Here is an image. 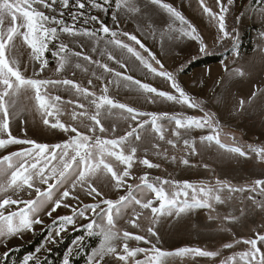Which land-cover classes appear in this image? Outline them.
I'll return each instance as SVG.
<instances>
[{
	"label": "snow or ice",
	"instance_id": "1",
	"mask_svg": "<svg viewBox=\"0 0 264 264\" xmlns=\"http://www.w3.org/2000/svg\"><path fill=\"white\" fill-rule=\"evenodd\" d=\"M151 2L162 7L173 18V22L179 21V29L173 28L170 24V31H178L180 37L195 41L199 46V52L207 54L208 45L195 26L188 22L181 12L171 4L162 3L161 0H151ZM199 2L203 12L216 22L218 28L216 42L222 43L228 39H232L234 42L235 36L229 32L226 26L225 14L228 8L223 0H216L219 7L218 12H214L211 7L207 6L205 0H199ZM227 2L231 4L232 0H227ZM109 3L110 0H104V3H100L98 0H0V149H6L9 145H26L18 151L0 156V244L9 237L22 236L25 232L33 231L35 225L43 224L41 212H44L48 217H53V214L63 206L71 208V214L53 219V225L59 221V226L55 228L54 232H49L48 240L55 242V239L65 232L67 226L76 225L78 218L88 220V223L81 225L87 236L97 235L100 237V244L96 249H93L88 258V264H105L107 257H113L118 264H167L168 258L173 256L219 257L220 251H209L199 247L179 248L175 252L163 251L155 244H151L149 248L130 247V240L149 244L151 241L145 235H136L117 228L116 217L120 216L121 210L129 204L138 205L142 210H150L151 223L157 222L160 216L173 214L180 216L193 209H208L210 212H215V205H222L233 199L235 193H258L264 197V179H255L250 185L236 187L219 178L214 183L193 184L187 180L181 182L160 177L151 179L145 172L139 177V184L133 186L127 183L125 178L132 176L131 170L134 163L137 162L138 151L135 145L128 144L129 138L135 136V140L140 141L141 136L137 129L150 124L159 140L164 141L167 129L160 123L163 120L174 123L171 135L176 139H167L166 141L172 147H176V141L182 139L184 149L191 154H196V140L184 138L182 133L188 134L192 129L208 128L211 130V134L201 136V143L215 142L219 148L240 157H246L248 152L240 146H229L221 142V128L219 121L215 119V114L205 111L202 102L191 97L181 87L176 76L172 72L164 70L162 62L156 59L155 55L135 35L128 32L118 33L103 23L99 29L77 27V21L84 17L83 10L86 7L106 11L105 5ZM73 7L77 11L69 13L72 20V23L69 24L63 17L65 11ZM115 7L117 10L123 9L127 12H139L140 10L136 6L135 0H115ZM261 15H264V9L261 10ZM98 19L97 16H89L83 19V24L87 25L90 21H98ZM113 21H116L115 12ZM100 32L104 33L105 37H110L105 40V51L108 46L126 51L152 74L162 77L170 83L175 94L158 90L151 84L134 79L131 75L115 71L108 64H101L99 61H92L90 56H83L84 60L97 64L104 72L115 77V81H108L104 84L100 89V94L97 95L89 87H83L72 79L28 77L22 71L19 60L10 54L14 51L16 38H22L31 50V60L38 64L39 72L35 68L33 69L34 75L38 76L48 67L49 61L46 58V53L49 51V46L54 42H59L56 49L52 51V55L57 58L55 72L61 73L72 65L73 57L79 58L82 53L73 52L67 43L60 41V36L66 34L72 38L88 37L94 40L96 45H99ZM120 35L134 41L148 53V57L146 58L135 47L119 39ZM96 50L97 48L93 47V51ZM106 54L109 60L116 59L111 52L106 51ZM236 55L239 53L237 52ZM149 58L155 61L159 68L154 67ZM117 63L121 62L117 61ZM75 67L81 68V65L77 63ZM121 67H126V65L121 64ZM224 68L225 71L229 70L227 65ZM83 71L87 72L88 69L84 68ZM233 71L238 76H244L241 69ZM96 78L101 79V77ZM113 82L117 86L120 83H124L125 87L135 86L139 92L145 94V98L151 103H155L159 98L162 101L184 105L189 109H198L203 115L139 111L111 98L108 94V84ZM87 83L91 86L93 81L89 79ZM61 86L70 88L78 97L87 101V103H80L78 100L68 101L74 105V110L70 114V119L74 123L66 124L61 121L64 101L60 95L53 96L49 93L50 88ZM29 93H31L30 96ZM22 95L35 101L36 109L43 116L44 125H50L53 129L69 133L68 139L50 145L38 143L33 139H19L12 135L11 112L16 108L18 99ZM258 95H264V90L257 88L247 101L241 98L239 100L240 108L243 109L246 103H252ZM75 109H80V111ZM113 109L122 110L125 120L138 121L142 117H147V119L141 120L136 127L122 136L114 139L102 138V135L97 133L103 134L108 131L102 123V117L112 115ZM49 117L54 118L55 122L50 123ZM76 125L83 127L85 131L79 130ZM115 130L113 127L112 131L115 132ZM5 136L6 138H4ZM153 146L159 148L158 144ZM247 149L264 161V146L250 144L247 145ZM181 162L184 165L189 164L188 159H182ZM139 164L149 169L159 167L158 164L152 163L147 158L139 160ZM115 165H123L122 171ZM101 175L114 181L115 187L118 189L126 185L127 195H121L117 200L102 199L100 203L84 204L82 207L76 208L66 202L69 197L78 199L73 196V191L77 187L86 188L87 195L90 197L102 196V193L92 182L94 178ZM37 184L45 187H39ZM134 187L137 191L146 190L152 194L153 198L138 199L133 195ZM24 191H28L29 195L34 191L35 197L14 198ZM225 192H227V196L223 195ZM57 193H59L58 197ZM248 199L256 203L255 196H249ZM101 204L105 207H101ZM257 206L264 208V200ZM89 213L91 216L88 215ZM141 215L142 213L134 212L129 223L133 227L139 228L138 221ZM216 218L218 217L209 216V219ZM222 219L234 222L238 220V217L229 215ZM146 231L152 236H156L153 227H148ZM84 239L85 237L81 236L73 241L74 247L68 249L62 264H71L70 257L75 250L81 247V242ZM234 243L237 245L242 243L247 247L243 251L233 252L230 256L220 259L219 264H264V250H262L264 234L256 233L255 238L236 240ZM233 247V243L223 245L225 249ZM40 251V248L36 249L37 253ZM140 254H143L142 259L137 258ZM3 255L7 256V251ZM21 264H40V259L35 254H28L23 258Z\"/></svg>",
	"mask_w": 264,
	"mask_h": 264
},
{
	"label": "rangeland",
	"instance_id": "2",
	"mask_svg": "<svg viewBox=\"0 0 264 264\" xmlns=\"http://www.w3.org/2000/svg\"><path fill=\"white\" fill-rule=\"evenodd\" d=\"M104 3V0H98ZM162 3L171 4L179 12L183 14L185 19L197 29L198 33L203 37L208 45L207 52H214L219 49V43L216 42L218 28L216 22L203 12L199 0H161ZM225 6H229L231 11L225 14V22L229 32L235 36V41L228 39L224 41L225 46H230L229 53L225 54L221 61L211 63L192 69L188 73H180L179 69L184 61L202 53L199 52L198 44L186 37H180L179 32L169 30L171 24L173 28L179 29V21L173 22V18L159 5L153 4L151 0H135L139 12H127L123 9L117 10L115 0H110L105 5L106 11L98 8L86 7L84 17L77 21V27H87L89 29H99L101 23L109 26L118 33L128 32L135 35L144 45L160 60L164 66V70L172 72L181 87L197 101L202 102L205 111L215 114V119L219 121L222 143L229 146H240L248 152L246 157H240L236 154H229L226 150L219 148L212 142L201 143L200 137L211 134V130L192 129L190 133L183 134L184 138L196 140V154H191L184 149L183 140L176 141V147L167 144V139L176 138L171 135V129L174 123L167 120L160 123L167 129L165 140H159L151 128V125H145L143 128L137 129L141 136L140 141L135 140V136L130 137L128 144L135 145L138 149L136 154V163L131 170L132 176L125 178L128 184L133 186L140 183L139 177L148 173L151 179L160 177L173 181L187 180L193 184L201 182L214 183L217 178L226 180L236 187L247 186L255 179H264V161H261L255 153L247 149V145L264 146V95H258L252 103H246L243 109L239 106L241 98L248 100L251 93L257 88L264 90V15L261 10L264 9V0H232L228 4L227 0H223ZM205 4L213 9L214 12L219 11L216 0H205ZM77 9L70 8L65 11L63 19L69 24L72 23L69 13L75 12ZM116 13V21H113V13ZM58 14V13H57ZM89 16H97L98 21H90L87 25L83 24V19ZM245 34V35H244ZM244 35V36H243ZM248 35V37H247ZM101 41L99 45L88 37L72 38L68 35H61L60 41L67 43L73 52H81L82 56L72 58V65L61 73L55 72L57 66V58L52 55L59 42H54L49 46L46 58L49 61L45 71L39 75H34L33 69L39 72L38 64L31 60V50L23 42L22 38L17 37L15 40L14 51L10 54L19 60L20 66L24 74L32 78L40 79H72L83 87H89L100 94L101 87L108 81H115V77L104 72L97 64L84 60L83 56H90L92 61H99L101 64H108L115 71L131 75L134 79L140 80L142 83L151 84L161 91H169L175 94V90L171 89L170 83L164 78L156 76L148 71L140 64L135 57L130 56L126 51L108 46L107 52H111L115 60H109L105 51V34L100 32ZM125 43L135 47L143 56L148 57V53L136 45L134 41H130L127 37L120 35ZM247 46L250 50L247 51ZM93 47L97 50L93 51ZM246 47V48H245ZM239 55H236V53ZM154 67L159 68L149 58ZM120 61L121 63H117ZM79 63L81 68H76L75 64ZM125 64L126 67H121ZM227 65L228 71L224 66ZM87 68L88 71H83ZM241 69L244 76H238L233 71ZM95 73V76H93ZM96 77H101L97 79ZM91 79L92 85L89 86L87 81ZM109 95L115 101L126 104L143 112H168L182 113L184 115L202 116L203 113L198 109H189L184 105L174 102L162 101L157 98L155 103L149 102L145 98V94L139 92L135 86L125 87L124 83L117 86L116 83H109ZM50 95H60L64 101L60 116L62 122L74 123L70 119V114L74 110V105L68 101H79L87 103L82 97H78L70 88L59 87L50 88ZM29 96L31 93L28 94ZM80 111V109H75ZM126 115V113H123ZM147 117L139 118L138 121L125 120L122 116V110L113 109L112 115L102 117V123L108 130L102 135V138L114 139L124 135L136 127L137 123ZM10 127L12 135L19 139H33L38 143L56 144L68 139L69 133H64L60 129H53L43 124V116L36 109L35 101L29 99L28 96H21L18 99L17 106L11 112ZM50 123H54L55 119L49 117ZM79 130L85 129L76 125ZM115 127V132L112 128ZM6 138V136L4 137ZM159 145L155 148L153 145ZM26 145H9L6 149H0V156L7 155L9 152L18 151ZM127 151V149H126ZM159 153V154H157ZM175 157V159H173ZM149 159L152 163L158 164L159 167L147 168L139 164V160ZM188 159L189 164L184 165L181 160ZM207 165V167H205ZM122 171L123 165H115ZM94 186L102 193V196H88L87 190L77 187L73 191L74 199L69 197L67 203L73 208L82 207L84 204L100 203L102 199L117 200L121 195H127V186L116 188L115 182L110 178L101 175L93 179ZM39 187H45L37 184ZM57 197L59 193L56 194ZM133 195L138 199L153 198L152 194L146 190L137 191L133 188ZM223 195L227 196V192ZM249 196H255L256 203L249 200ZM34 191L29 195L28 191L21 192L18 197L20 199L34 198ZM264 197L258 193H235L233 199L226 201L222 205H215L216 211L210 212L208 209H193L190 212L176 215L160 216L157 222L151 223L150 210H142L138 205L129 204L121 210V215L116 217L117 228L121 231L127 230L136 235H145L151 243L129 241L130 247L149 248L151 244H155L163 251L175 252L179 248L199 247L209 251H220L221 255L216 258L173 256L169 257L167 264H219L220 259L230 256L233 252L245 250L244 244H235L236 240L255 238L256 233L264 234V208L258 207ZM155 206V205H154ZM15 207V206H14ZM101 207L105 205L101 204ZM242 210V211H241ZM135 213H142L138 223L139 228L133 227L129 220L133 218ZM71 214V208L61 207L48 217L41 212L43 224L34 226L33 231L25 232L22 236L9 237L4 243L0 244V255L8 251L14 246L24 244L33 239L37 232L47 230V234L41 245L38 247L40 252L36 250L32 253L43 259L45 254L57 242L61 241L63 236L74 230H83L81 225L88 223V220L78 218L75 226L69 225L64 233L55 239V242L48 240L49 232L55 231L59 226V221L53 225L52 221L58 216ZM91 216V213L88 214ZM218 217L209 219V216ZM234 215L238 217L237 221H225L224 216ZM153 227L156 236L147 233V228ZM97 236V235H96ZM99 237V236H98ZM76 240V239H75ZM225 243H233L231 249L223 248ZM100 244L93 248L96 249ZM74 247L73 243L70 248ZM90 251L89 256L92 254ZM264 250V246H262ZM87 262L85 264H88ZM139 259L143 258V254L138 255ZM22 262V261H21ZM18 263V264H21ZM62 264V262H61ZM105 264H118L113 257H107Z\"/></svg>",
	"mask_w": 264,
	"mask_h": 264
},
{
	"label": "trees",
	"instance_id": "3",
	"mask_svg": "<svg viewBox=\"0 0 264 264\" xmlns=\"http://www.w3.org/2000/svg\"><path fill=\"white\" fill-rule=\"evenodd\" d=\"M227 8L230 12L231 9L229 6ZM227 25L228 24H226V26ZM229 48L230 46H225L224 42L219 43V49H216L214 52L196 55L184 61L183 65L179 69V72L188 73L194 68L219 62L225 54L229 53ZM246 49L247 51L250 50L248 46ZM46 234L47 230L45 229L37 232L31 241L12 247L7 251V256H4L3 254L0 255V264L20 263L26 255L32 254L41 245ZM81 236L85 237V239L81 242V247L73 252L70 260L71 264H85L90 251L98 245L99 237L96 235L89 237L83 230H74L63 236L62 240L52 246L43 259L40 260V264H61L64 255L67 253L73 241L77 239V237Z\"/></svg>",
	"mask_w": 264,
	"mask_h": 264
}]
</instances>
